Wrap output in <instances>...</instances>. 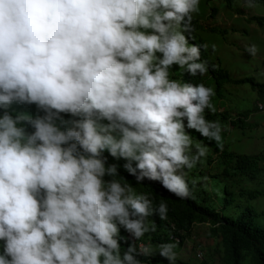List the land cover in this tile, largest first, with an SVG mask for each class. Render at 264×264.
<instances>
[{"label":"clouds","instance_id":"9594fccd","mask_svg":"<svg viewBox=\"0 0 264 264\" xmlns=\"http://www.w3.org/2000/svg\"><path fill=\"white\" fill-rule=\"evenodd\" d=\"M199 4L0 0V264H175L194 226H210L194 223L183 243L173 224L172 243L140 240L168 206L136 189L159 182L189 199L186 170L209 152L202 138L223 150L227 129L204 115L217 113L214 88L170 78L209 71L190 25Z\"/></svg>","mask_w":264,"mask_h":264},{"label":"rangeland","instance_id":"374dc122","mask_svg":"<svg viewBox=\"0 0 264 264\" xmlns=\"http://www.w3.org/2000/svg\"><path fill=\"white\" fill-rule=\"evenodd\" d=\"M230 4L231 2L227 3V0H200L199 12L192 14L201 26L200 29L194 30L195 38L200 36L203 44L208 45L206 53L209 71L204 78H207L210 70L216 66L215 70L217 68L224 70L231 78L247 77L257 83H264V24L260 26L256 21H248L252 17H264V6L256 4L255 8L248 9L244 7L243 0H232L231 7H228ZM213 8L216 10L214 14ZM213 44L216 45L215 52L211 48ZM252 44L258 49L254 57L245 51L246 47ZM211 87L216 93L211 101L216 112L226 113L230 117L228 122L221 123L222 127L227 129L222 131L223 150L234 156L229 160V167L235 168V157L238 154L257 156L260 159L246 175L237 174L233 179L225 178L223 166L217 165L216 162L208 166L207 157L216 161L220 153H214L208 140L202 138L209 152L202 163H198L192 170H186L189 184L198 192L203 189L207 194L204 197L209 196V201L218 212L223 208V189L221 192L216 190L218 185L225 184L227 190L234 192L236 197L235 208L230 206L222 210L223 214L237 218L249 207L258 214L251 215L255 224L264 227V113L256 109L257 103L264 105V96L257 88L246 83L233 85L223 80L220 86L216 87L211 83ZM208 114L211 115L213 112L206 109L204 115ZM241 114L249 116L246 119L240 118ZM239 119L242 123L238 122ZM193 180L197 181L195 187L192 185ZM241 191L245 194L242 195ZM253 193H256V196L252 199L250 195ZM210 230V226H194L195 238L174 249L177 253L175 264H224L223 249L218 245L219 239L213 237ZM148 245L153 250V256L159 255V244ZM243 264H251L250 257H247Z\"/></svg>","mask_w":264,"mask_h":264},{"label":"trees","instance_id":"16d2710c","mask_svg":"<svg viewBox=\"0 0 264 264\" xmlns=\"http://www.w3.org/2000/svg\"><path fill=\"white\" fill-rule=\"evenodd\" d=\"M231 2L228 7H231L232 0H227V3ZM256 4L264 6V0H256ZM212 13H216V10L213 8ZM212 15V14H211ZM248 21H256L258 25L262 26L264 24V17H252ZM191 27L193 31L200 29L201 26L198 25V20L192 18ZM212 32L213 30H209ZM194 44L198 45L195 39H193ZM199 43H202V39H198ZM203 56V52H201ZM209 68V66H208ZM210 75L207 78L202 79V76L197 73L196 76H192L187 72L185 76L179 78L175 75H170V78L180 80L182 82H188L192 84L204 83L205 86L209 87L211 83H214L216 87L220 86L223 80L231 83L233 85L238 84H250L253 88H257L258 91L264 96V83H257L252 78H239L234 79L224 70L211 69ZM248 114H241L239 117L247 118ZM207 119L216 121L220 123H226L230 119L228 114H218L208 115ZM239 123H242V120H238ZM235 124V122H232ZM186 124V121H185ZM192 131V130H187ZM210 145L215 147V144L210 141ZM233 154L222 151L220 152V157L217 160V165L223 166V177L233 179L237 174L246 175L248 172H251L253 167L259 161L257 156H248V155H237L235 157V168L229 167V160L233 158ZM187 180V179H186ZM131 182V181H130ZM225 184L218 185L217 190L221 192L223 189V208L220 212L216 210L214 205L209 201V198L204 197L205 191L201 189V192H198L194 188H190L192 192V197L189 199H178L174 195L170 194L162 188L159 182L151 185H142L137 184L136 189L140 192L147 194L149 199L153 201V207H157L161 202H164L168 206V214L166 220H161L158 214H153L146 219V223L151 225L153 222L156 224L155 232L146 233L140 240L144 238H149L153 242L159 243H172L170 240V231L171 224H173L177 231L176 235L181 238L182 243L189 237L192 225L194 223H203L207 222L210 224L211 235L219 239L218 245L223 249L222 251V262L224 264H243L247 257H250L251 264H264V227L258 226L255 224V220L251 218V215H258L251 208H246L245 212L237 218H233L223 214L222 210H225L228 207L235 208V193L229 192ZM224 187V188H223ZM241 194H245L244 191H241ZM256 196V193L250 195L252 199ZM230 215V214H228ZM121 238V252L127 250V247L131 241L127 237V232L121 228L120 231ZM127 241V242H126ZM180 243V245H182ZM141 264H155L156 262H165L162 259H150L147 256H138L137 257ZM206 264V263H204Z\"/></svg>","mask_w":264,"mask_h":264},{"label":"built area","instance_id":"2783aa9c","mask_svg":"<svg viewBox=\"0 0 264 264\" xmlns=\"http://www.w3.org/2000/svg\"><path fill=\"white\" fill-rule=\"evenodd\" d=\"M261 108V107H260Z\"/></svg>","mask_w":264,"mask_h":264}]
</instances>
